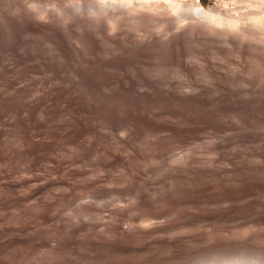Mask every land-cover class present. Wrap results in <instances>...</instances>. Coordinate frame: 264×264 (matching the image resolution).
<instances>
[{
    "label": "rangeland",
    "instance_id": "1",
    "mask_svg": "<svg viewBox=\"0 0 264 264\" xmlns=\"http://www.w3.org/2000/svg\"><path fill=\"white\" fill-rule=\"evenodd\" d=\"M85 1L0 0V264H164L159 235L213 238L196 213L264 194V40L110 23ZM207 252L188 263L254 254Z\"/></svg>",
    "mask_w": 264,
    "mask_h": 264
},
{
    "label": "bare ground",
    "instance_id": "2",
    "mask_svg": "<svg viewBox=\"0 0 264 264\" xmlns=\"http://www.w3.org/2000/svg\"><path fill=\"white\" fill-rule=\"evenodd\" d=\"M86 1H89V0H86ZM86 1L83 5V9H84L85 4L87 6ZM90 1L88 2L90 5H94V6L96 5V8L100 9V11H102L103 14L106 13V15L104 14V16L107 18L109 17V19H105V17H103V19L105 21L106 20L109 21L111 19L109 21L110 23L112 21H114L112 23H118L116 21L120 19H121L120 21H122L123 17H125L126 20H127L126 17H128L129 20L130 18L142 19V18L154 17L155 19L157 18L161 23L165 25L170 24L171 26H175L176 27L175 29L178 28V30L179 29L182 30L181 27L187 28L188 25H190L192 28H196L197 31L199 29H202L203 31H206V33L209 32L213 34L214 36L223 37L224 40L227 39L231 43L237 39L239 40L241 39L242 43H239L241 47L243 45V40L245 41V38L253 39L252 41H254L255 39H257L256 41H258V39L259 40L261 39L262 41L264 40V11L261 10V5L259 4L261 2L259 0L258 1L253 0L254 2H252V5H250L251 7L247 10L245 9V11H241V13L239 12L229 13L228 11L223 12L221 11V9L216 10V9H211V8H204L203 6H201L199 2H196L195 0L188 2V3H180L179 0H178L179 2L175 0H90ZM81 6L82 4L78 5L76 3L75 7L77 9V8H80ZM94 6L93 7L91 6L92 10ZM96 8H94V10ZM181 8L183 10L185 9L186 12L189 10L194 12L195 16H193V18L194 17L196 18L189 22L188 20H186L189 18V15H186L185 11H184L185 15L188 18L185 15H182V13L184 12H182L181 14L180 12H178L179 10H181ZM86 12L87 10L85 11V13ZM97 13H98V10H97ZM91 16L93 15H90V17ZM48 18L52 20L53 14L51 13L48 16ZM83 18H86V17H83ZM186 21H188L189 23ZM27 25L31 30H38V31H43V30H47L48 28H51L49 21H46L43 18H39L38 20H27ZM196 29H193L194 32H196L195 31ZM189 31L193 32L192 30H189ZM257 43H261V42L258 41ZM258 49H261V48H258ZM262 49H263L262 51H264L263 46H262ZM253 50H256V49L254 48ZM262 53L264 54V52ZM22 70L23 72L28 71L27 66H23ZM51 110L53 112V115H55L56 106L54 104L52 105ZM27 128L28 129L30 128V131L33 132L32 129L34 128V126L32 124L31 126H27ZM261 149L263 150V148ZM260 151L261 150H259V152ZM202 169L204 170L203 172H206V171L209 172L211 170L215 171V173H217L220 176L221 174L222 175L226 174L230 170V169L221 168V167L219 169H211V168H202ZM226 177H228V175ZM217 178L219 177L217 176ZM236 204H245V206L250 205L251 207L258 205L259 209H252V208L237 209L239 207H235ZM227 206H229L230 208L218 210V212H215V211L200 212V213H196L194 216L195 220H197L198 222H201L202 224H205V225L208 224L210 226V231L211 233L214 234L213 238H209L205 235H202L200 237L190 238L191 240H194V241L186 240V242L184 243H179L174 237L173 238L167 237L166 236L167 234L159 235L160 233L158 234V232L160 231H158L157 229H155L154 231H147L152 234H158L160 238L167 245L168 247V251L166 254L167 262H165L164 264H190L188 263V260L191 257H195L201 252H203L204 254V251H212L210 253L208 252L206 253V254H211L213 253V251L223 252L226 250H229V252L238 251L242 253L253 252L254 254L253 255L251 254L241 255L237 257L235 256V258L232 257L234 261L232 258L229 259L228 257L227 259L229 261H225L226 260L225 259L224 261L222 260L219 261L220 263H218L217 261L216 264H264V243L263 241L260 242V239L257 237V236L260 237V235L264 236V194L262 196L256 195V196H251L248 198H240L239 200L235 202L229 201V204ZM232 207H234V209ZM107 208H109V206ZM101 218L102 216L100 217L99 220H101ZM121 221H123V218L119 216L118 222H121ZM188 227H191V228L195 227V223H192V226L189 224ZM115 229L118 232H123L124 234H128L127 230L121 229L119 223L116 224ZM142 232H144V230H142ZM98 235L100 236V234ZM256 238H258L259 240ZM195 258L197 259V257ZM201 258H203V256H201ZM190 260H193V259H190ZM194 263L197 264V262H194ZM209 264H213V262Z\"/></svg>",
    "mask_w": 264,
    "mask_h": 264
}]
</instances>
